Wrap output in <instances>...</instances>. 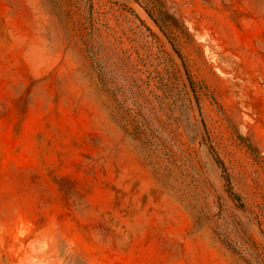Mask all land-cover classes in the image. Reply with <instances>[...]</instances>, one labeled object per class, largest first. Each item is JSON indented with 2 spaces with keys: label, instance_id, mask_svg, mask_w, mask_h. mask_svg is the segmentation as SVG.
<instances>
[{
  "label": "rangeland",
  "instance_id": "374dc122",
  "mask_svg": "<svg viewBox=\"0 0 264 264\" xmlns=\"http://www.w3.org/2000/svg\"><path fill=\"white\" fill-rule=\"evenodd\" d=\"M0 264H264V0H0Z\"/></svg>",
  "mask_w": 264,
  "mask_h": 264
},
{
  "label": "trees",
  "instance_id": "16d2710c",
  "mask_svg": "<svg viewBox=\"0 0 264 264\" xmlns=\"http://www.w3.org/2000/svg\"><path fill=\"white\" fill-rule=\"evenodd\" d=\"M217 161H218V163L221 164V161L218 158H217ZM227 182H228V180H227ZM229 191H230V188H229ZM230 194L234 196V194L232 192H230ZM235 197H237V196H235Z\"/></svg>",
  "mask_w": 264,
  "mask_h": 264
}]
</instances>
